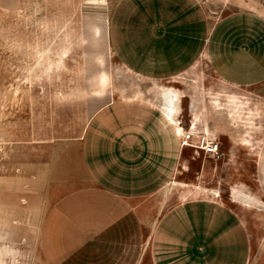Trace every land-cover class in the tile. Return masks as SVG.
Instances as JSON below:
<instances>
[{
	"label": "rangeland",
	"instance_id": "1",
	"mask_svg": "<svg viewBox=\"0 0 264 264\" xmlns=\"http://www.w3.org/2000/svg\"><path fill=\"white\" fill-rule=\"evenodd\" d=\"M120 1L0 0V264H151L145 201L138 203L142 230L132 239L105 234L67 257L64 238L46 247L42 237L50 209L85 184V134L99 110L113 97L143 96L140 80L121 66L110 43ZM198 1L211 22L227 18L231 31L262 33L264 0ZM203 76L210 106L216 102L223 112L202 122L199 134L216 140L222 156L184 149L181 181L229 208L234 264L241 242L242 264H264V180L257 179L255 157L264 136L257 102L264 86L228 90L207 64ZM153 84L154 95L169 88L182 103L177 89ZM179 122L190 125L186 112Z\"/></svg>",
	"mask_w": 264,
	"mask_h": 264
},
{
	"label": "crops",
	"instance_id": "2",
	"mask_svg": "<svg viewBox=\"0 0 264 264\" xmlns=\"http://www.w3.org/2000/svg\"><path fill=\"white\" fill-rule=\"evenodd\" d=\"M233 27L227 18L211 22L198 0L118 3L111 47L121 66L140 80L143 96L113 97L99 110L85 134V184L48 212L42 229L46 247L64 238L70 257L107 234L128 233L132 239L142 230L138 203L145 201L151 264H234L229 208L180 176L186 131L195 138L202 122L223 112L202 91L203 65L228 90L264 86V26L262 33ZM153 82L177 89L182 103L174 95H154ZM257 102L264 108V90ZM184 112L191 123H181L180 130ZM233 141L232 153L238 149ZM255 153L256 176L264 180V136ZM238 246L242 264L247 247Z\"/></svg>",
	"mask_w": 264,
	"mask_h": 264
},
{
	"label": "built area",
	"instance_id": "3",
	"mask_svg": "<svg viewBox=\"0 0 264 264\" xmlns=\"http://www.w3.org/2000/svg\"><path fill=\"white\" fill-rule=\"evenodd\" d=\"M187 132V131H186ZM182 142L183 149H193L195 152H201L212 158L219 159L222 156L221 146L216 140L209 139L206 135L197 134L196 139L194 134L188 131L185 134Z\"/></svg>",
	"mask_w": 264,
	"mask_h": 264
},
{
	"label": "bare ground",
	"instance_id": "4",
	"mask_svg": "<svg viewBox=\"0 0 264 264\" xmlns=\"http://www.w3.org/2000/svg\"><path fill=\"white\" fill-rule=\"evenodd\" d=\"M160 93H161V95L162 96H164L165 98H168V97H170V96H173L172 95V92H171V90L169 89V88H164V87H160ZM174 97L176 98V95H174ZM176 102H178L177 100H176ZM175 104V103H174ZM176 107H177V105H176ZM167 110V109H166ZM177 114V113H176ZM178 127H179V129L181 130V127H180V122H179V125H178ZM194 128L195 127H193V130H194ZM183 130V129H182ZM176 133V132H175ZM177 134V133H176ZM196 134V133H195ZM246 207V206H245Z\"/></svg>",
	"mask_w": 264,
	"mask_h": 264
}]
</instances>
